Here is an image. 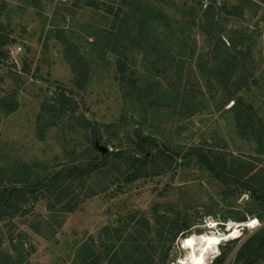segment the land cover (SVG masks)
<instances>
[{"label":"rangeland","instance_id":"374dc122","mask_svg":"<svg viewBox=\"0 0 264 264\" xmlns=\"http://www.w3.org/2000/svg\"><path fill=\"white\" fill-rule=\"evenodd\" d=\"M119 1L113 0L112 4L110 0H0V40L6 41L1 46L6 58L0 60V172L9 169L8 174H11L12 169L21 166L37 172H50L54 167L59 169L70 160L73 146L77 145L76 150H81V145L86 143L81 132L73 133L64 128L63 123L48 128L47 120L38 123L42 103L57 86L74 93L78 111L88 119L100 124L123 119V125L116 131L121 141H124L125 134L131 133L135 119L141 118V107L136 108L130 99L122 98V75L116 68L121 49L117 52L114 47L113 50L103 36L113 23L114 10L106 6H114ZM185 1L149 2L155 11L160 8L167 14L168 23L164 20L154 27L162 35L169 31L172 45L181 42L184 33L185 36L189 34L187 23L191 20L189 13L193 5ZM216 1L237 11L238 8L244 10L241 17L231 19L226 27L228 30L248 27L257 33L251 41L254 53L251 73L260 80V85L250 92L249 100L264 120V5L254 0ZM122 8L127 11L124 6ZM192 39L187 37L184 43L187 45L183 52L188 57L182 59L186 62V69L181 77L187 91L194 94L205 84L197 65L198 55L206 54L208 45L199 34L196 41ZM177 48L175 46V50ZM193 48L194 56L189 58ZM131 57L136 63L137 74L145 78L149 66L143 64L144 52ZM127 63L129 66L132 62ZM208 94L205 90L202 97L196 99L205 105L200 113L187 119H178L170 110L153 112V116L148 113L149 120L155 118L149 123H154L157 135L162 136L160 140L183 146L191 141L210 140L211 135H217L228 151L242 156L256 155L257 144L241 138L234 129L231 115L223 109L217 111L218 101L210 102ZM231 105L232 101L225 108ZM142 130L147 134L149 125L142 124ZM100 147L105 151L112 150L111 145ZM189 166L177 167L173 174L129 183L116 196L111 192L115 187L112 186L109 192L80 202L72 213L64 215L62 226L52 236L48 232L42 237L27 227L31 214L17 217L15 221L19 229L27 234L25 243L33 245L31 251L28 250L30 253L24 254L25 260L28 264H78L75 253L82 242L91 236L98 237V231L104 226H116L118 218L127 212L140 211L153 218L151 208L159 204L168 207L171 213L177 214L178 211V218L189 224L188 230L179 234L171 245L166 264H181L189 256L190 250L184 247V241L190 237L195 238L194 251L197 252L204 245L200 242L202 236L217 237L216 242H219L207 250L204 264H210L224 249H227L224 264H242V261L235 260L236 251L250 234L264 225L257 215L264 213V205L251 197L249 191L228 190L206 169L193 163ZM33 211L46 213L40 205H36ZM241 212L246 217L244 222L235 219L236 215H243ZM32 221L36 224L34 220L29 222ZM8 228L3 227L6 238L12 236V227L9 231ZM253 264H264V258Z\"/></svg>","mask_w":264,"mask_h":264},{"label":"trees","instance_id":"16d2710c","mask_svg":"<svg viewBox=\"0 0 264 264\" xmlns=\"http://www.w3.org/2000/svg\"><path fill=\"white\" fill-rule=\"evenodd\" d=\"M188 1L193 5L189 13L191 20L187 23L189 34L185 36L183 32L181 42L176 41L174 45L170 42L173 38L169 31L162 35L154 27L164 20L168 23V17L160 8L155 11L150 0H120L114 6H106L114 10L113 23L103 36L111 42L106 39L113 50L114 47L117 52L121 49L116 68L122 75V98L130 99L136 108L141 107V118L135 119L133 130L121 141L116 131L123 125V119L109 124L92 121L78 111L71 90L61 86L55 88L42 103L38 123L47 120V128L63 123L61 125L67 130L81 132L86 143L81 145V150H76L77 145L73 146L70 160L59 169L54 167L50 172H37L21 166L12 169L11 174H8L9 169L0 172V264L29 263L24 254L30 253L33 245L25 243L27 234L19 229L17 217L31 214L27 227L42 237L48 232L52 236L62 226L64 215L72 213L80 202L109 192L112 186L115 187L111 192L116 196L129 183L173 174L177 167H190L192 163L206 169L228 190H247L264 205V120L249 100L250 92L260 85V80L251 73L254 57L251 41L257 33L248 27L226 28L233 17L242 16L244 10L241 8L237 11L216 0L185 2ZM254 1L264 5V0ZM110 2L114 3L113 0ZM203 4L205 8L202 9ZM197 34L207 41L208 51L198 55L197 67L204 87L192 94L183 85L181 76L186 62L182 59L188 57L183 52L186 38L196 41ZM5 43L0 40V60L6 58L1 47ZM175 46H178L177 51ZM139 52H144L143 64L149 66L144 82V76L137 74L136 63L131 57ZM194 53L193 48L189 58ZM205 90L209 92L210 102L218 101L217 111L223 109L231 115L234 129L241 138L257 144L256 155L242 156L228 151L217 135L183 146L160 140L162 136L157 135L154 123L151 124L155 118L149 120L148 113L153 116V112L170 110L178 119L193 117L205 106L196 100ZM230 101L232 105L225 108ZM142 124L149 125L147 134H144ZM115 140L118 142L114 143ZM103 144L111 145L112 150L101 152ZM36 205L44 207L46 213L34 212ZM167 208L154 204L151 208L153 218L140 211L127 212L118 218L116 226H104L98 231V237L91 236L82 242L76 250L75 260L78 264H166L171 245L189 225L178 218V211L171 213ZM248 211L252 213L253 210ZM240 214L243 215H236L235 219L244 222L246 217L243 212ZM257 215L263 222L264 213ZM31 220L36 224L29 222ZM3 227H9L8 231L12 227V236L6 238ZM226 254L227 249L220 250L210 264H224ZM263 258L264 225L239 246L235 260L253 264Z\"/></svg>","mask_w":264,"mask_h":264},{"label":"bare ground","instance_id":"6f19581e","mask_svg":"<svg viewBox=\"0 0 264 264\" xmlns=\"http://www.w3.org/2000/svg\"><path fill=\"white\" fill-rule=\"evenodd\" d=\"M216 241H218L217 237L202 236L200 242H203L204 245L201 248L199 247L200 249L196 252V251H194V250H196L194 247L195 238L190 237L189 239L185 240L184 241V247L190 250V254H189V256H187L186 258L183 259L181 264H204L205 263V256H206V253L208 252L207 250L209 248H211V245L213 243H216ZM197 242H198V240H197Z\"/></svg>","mask_w":264,"mask_h":264},{"label":"water","instance_id":"95a60500","mask_svg":"<svg viewBox=\"0 0 264 264\" xmlns=\"http://www.w3.org/2000/svg\"><path fill=\"white\" fill-rule=\"evenodd\" d=\"M101 150L105 151V148L104 147H100ZM219 242H216V243H213L212 245H216L218 244Z\"/></svg>","mask_w":264,"mask_h":264}]
</instances>
